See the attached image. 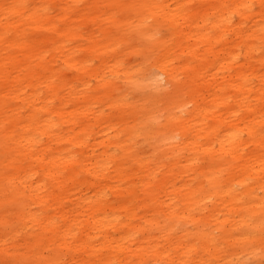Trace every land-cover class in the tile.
Returning a JSON list of instances; mask_svg holds the SVG:
<instances>
[{
    "label": "bare ground",
    "instance_id": "bare-ground-1",
    "mask_svg": "<svg viewBox=\"0 0 264 264\" xmlns=\"http://www.w3.org/2000/svg\"><path fill=\"white\" fill-rule=\"evenodd\" d=\"M0 264H264V0H0Z\"/></svg>",
    "mask_w": 264,
    "mask_h": 264
}]
</instances>
